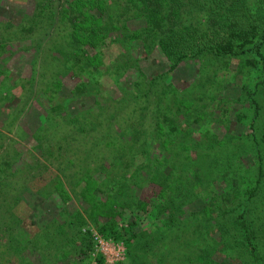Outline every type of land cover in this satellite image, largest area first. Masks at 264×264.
<instances>
[{"label":"rangeland","instance_id":"rangeland-1","mask_svg":"<svg viewBox=\"0 0 264 264\" xmlns=\"http://www.w3.org/2000/svg\"><path fill=\"white\" fill-rule=\"evenodd\" d=\"M129 8L126 0H0V156L8 152L14 157L11 164H0V264H77L75 244L65 236L76 226L92 237L88 264H96L97 256L104 264H128L125 244H131L132 251L138 242L106 239L97 232L102 223L120 231L132 226L134 233L144 232L162 227L168 218L194 220L227 194L232 198L231 207L225 213H212L202 223L200 237L209 240L214 263L238 264L241 254L226 251V242L231 245L240 236L241 221L250 227L261 223L262 202L256 207L246 200L262 194L258 186H246L247 181L257 179L258 161L264 160L251 144L241 160H226L209 185L194 187L192 174L185 176L181 170H189L186 165L190 162L176 157L180 151H192L208 131L211 138H222L228 132L249 134L250 130L262 135V119L249 125L239 121L243 116L238 113L242 88L237 79L238 61L209 68L204 82L216 90L203 112L205 118L199 124L193 123V117L188 123H179L178 129L189 132L182 133L183 138L169 135L160 117L166 106L171 107L167 95L171 98L173 92L188 89L199 78L200 69L188 55L170 71L172 65L160 43L155 37L142 40L145 21L134 17ZM29 28H33L31 34L26 32ZM73 39L80 42L78 46ZM83 50L87 57L77 67L67 70L66 65L56 74L52 72L51 63L61 64L64 56L70 59ZM257 60L264 73V64ZM258 75L250 93L255 86L264 88V79L260 72ZM127 93L136 105L135 120L129 121L130 130L113 131V143L123 142L120 152L108 146L96 148L88 160L94 166L88 165L80 175L72 174L65 167L72 166L77 148L91 147L95 138L101 143L104 137L103 132H89L101 100H119ZM154 105L159 118H152ZM146 112L152 116L138 118ZM112 164L116 170L110 169ZM233 180L239 190H231ZM183 187L186 193L179 201L176 194ZM124 200L130 205L143 202L150 213L137 212L130 218L117 206ZM257 248L264 256V244ZM173 254L165 262H153L179 264Z\"/></svg>","mask_w":264,"mask_h":264},{"label":"trees","instance_id":"trees-1","mask_svg":"<svg viewBox=\"0 0 264 264\" xmlns=\"http://www.w3.org/2000/svg\"><path fill=\"white\" fill-rule=\"evenodd\" d=\"M126 1L133 16H140L145 21V26L142 29V34H144L142 40L155 37V40L160 43L159 48L162 54L172 65L170 71L176 68L182 60L187 59L188 55L191 56V59H196L200 69L199 78L188 89L182 92H173L170 94L172 95L171 98L167 95L169 101H171V107L166 106L167 110L163 111L160 117L161 123L168 127L169 135L176 134V136L183 138V135H187L189 132L184 133L183 130L178 129L179 123H188L193 117V123L199 124L202 116L205 118L203 112L208 106L207 103L213 100L214 96L212 94L216 90L213 86H209L204 82L208 71H210L209 68H213L217 63L230 60H237L240 65L237 71V76L239 77L237 79L242 83L241 91L237 97L238 102L241 103L238 113L243 116L239 118L240 123L249 125L252 121L262 119V126L264 127V109L260 103H264V88L260 86L257 89V86H255L254 92H249L250 86L259 77L258 72L264 79V73L260 71L258 63H256L259 58V63L264 64V0ZM26 32L31 34L33 28L27 29ZM72 38H74L73 35ZM198 38L200 41L195 43ZM140 39L137 38V42H140ZM78 43H80L78 40L73 39L75 46H78ZM249 52L252 55H249ZM85 53L83 50L78 55L70 56L71 60L67 58L68 56H64V62L61 64L58 62H55V64L51 63L52 72L56 74V71H60V67L65 69L66 65L68 66L67 70L74 69L86 59L87 54ZM254 55L258 57H253ZM212 77L210 76L211 79H214L215 74ZM160 96L161 94H159L158 98H161ZM129 102V93L126 96L123 95V98L121 97L119 100L108 97L105 100H101L100 108L96 110L97 112L93 114L92 118L94 121L92 127L95 126L96 128L93 130L91 127L89 130V132L93 131L96 134L104 133V137L100 139L101 143H98L95 138L91 147L82 146L77 148L75 157L71 162L72 166L67 164L66 169H69L72 174L80 175L85 171L84 168L89 169L88 165L94 166L88 160L96 152V148L104 149L108 146L107 148H115L117 152H120L119 147L123 142L113 143L111 137L114 130L126 127L129 129V121L135 120L132 114H134L136 105L131 101L130 103L133 104L130 106ZM128 105L130 106L129 108ZM156 105L153 108L154 117L149 112H146L143 116L140 114L138 118L146 119L149 115L152 118H159ZM56 109H58V106ZM53 111L51 110L52 113ZM225 114H222L224 119H226L224 117ZM51 123H54V121ZM63 127L67 129L69 126L64 125ZM60 128L56 131L60 130ZM261 130L262 135L259 136H257L259 134L257 130H250L249 134L234 135L228 132L222 138L207 137V135H211V132L208 131L205 136L203 135V142H199L201 145L197 144L192 151L187 150L177 153V159L180 158V161L190 162L189 166L186 165L189 170H185L179 165L182 174H185V176L189 175L187 173L192 174L194 187L201 183H203L202 185H209L216 172L223 169L226 160L228 162L241 160L240 155L245 154L249 144L256 149V154L263 157L264 128H261ZM87 134L88 130H85L83 135L86 136ZM80 140L81 137L77 140L78 144ZM201 146L203 148H199ZM0 157V164L5 166L10 163L11 159L14 160V157L9 155L8 152ZM97 159L99 158H96L95 161ZM120 159L123 161V157ZM229 166L231 169V165ZM110 169L116 170L115 165L112 164ZM257 175V181L249 180L246 182V186H258L257 188H261L259 192L261 191L262 194L257 198L248 196L246 200L247 202L252 200L256 207H259V203L262 202L260 204L261 223L258 226L256 224L257 227H250V224L246 221H241L238 228L240 236L236 240L230 241L231 245L226 242V251L234 255L236 253L241 254L240 258H238V264H264V256L260 254L257 248V244H264V160L262 159L258 161ZM261 175L263 177L259 178ZM182 178H185L184 175H182ZM182 178L179 177V180L182 181ZM235 181H232V191L234 189L239 190ZM111 183L114 184V181H111ZM4 185L9 188L7 182ZM184 193H186L185 187L176 194L179 201L184 198ZM230 204H232V198H229L227 194L226 199H223L220 204L212 202L202 212L198 213L194 220L182 221L168 218L162 227L152 229H149V227L144 229V232H138L139 234L132 231V226L120 231L107 223H102L98 226L97 232L106 239H111L115 242L121 240L125 243L138 242L132 251L131 244H125L129 252L128 264H154V259L159 262L161 260L165 262L166 258L170 259L172 257V252L174 253L173 259L179 260V264H217L211 259V252L207 245L209 240L205 237H200V234L204 231V224L202 223L206 222L216 210L225 213L226 208L231 207ZM117 206L122 209V214L127 213L130 218L134 216L133 213L138 212L143 213V215L150 213V210L144 208L146 206L143 202L130 205L124 200ZM208 221L211 222V220ZM256 222L258 223V220ZM258 234H260L259 239L257 238ZM65 236L70 239V242L75 244V262L77 264H88L93 250L92 237L89 231H83L82 227L76 226L68 229V232H65ZM95 260L96 264H104L101 256H97ZM20 261L23 262V259H20ZM219 264L226 263L219 262Z\"/></svg>","mask_w":264,"mask_h":264}]
</instances>
